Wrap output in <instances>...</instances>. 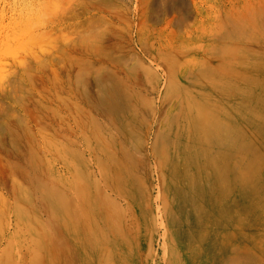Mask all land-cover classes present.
Returning a JSON list of instances; mask_svg holds the SVG:
<instances>
[{"label":"bare ground","instance_id":"obj_1","mask_svg":"<svg viewBox=\"0 0 264 264\" xmlns=\"http://www.w3.org/2000/svg\"><path fill=\"white\" fill-rule=\"evenodd\" d=\"M152 1L135 27L102 9L104 42L129 54L96 79L90 122L80 105L65 120L91 173L46 185L37 230L10 203L0 264H264V0H215L208 16L201 0Z\"/></svg>","mask_w":264,"mask_h":264},{"label":"rangeland","instance_id":"obj_2","mask_svg":"<svg viewBox=\"0 0 264 264\" xmlns=\"http://www.w3.org/2000/svg\"><path fill=\"white\" fill-rule=\"evenodd\" d=\"M160 1L153 0L149 11L159 7ZM96 2L99 8L84 14L74 0H0L1 228L13 214L10 203L28 218L32 212L30 229L39 226L38 220L45 216L35 212L38 198L49 190L46 185L51 189L59 183L73 184L79 172L91 173L76 168L74 154L80 148L73 145L76 139L67 131L66 117L73 110L80 114L74 109L80 105L87 110L83 115L90 122L96 79L108 86L113 59L129 54L125 44L111 47L104 42L111 17L102 9L120 7L135 27L141 0ZM214 2L201 0L204 16L211 13ZM162 232L157 230L152 237L153 262L161 254ZM19 237L21 234L13 240L14 246L20 245ZM178 239L172 234L170 245L180 243ZM140 243L145 259L147 238Z\"/></svg>","mask_w":264,"mask_h":264}]
</instances>
